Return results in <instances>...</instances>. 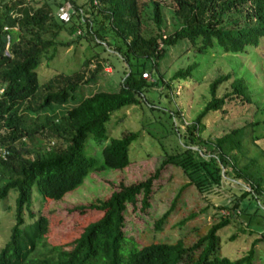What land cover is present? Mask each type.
<instances>
[{
  "label": "trees",
  "instance_id": "obj_1",
  "mask_svg": "<svg viewBox=\"0 0 264 264\" xmlns=\"http://www.w3.org/2000/svg\"><path fill=\"white\" fill-rule=\"evenodd\" d=\"M173 1L175 13L182 20L181 26L167 36L156 35L148 39L142 35L140 0H96L97 4L88 0L89 12L96 10L102 20L107 21L113 33L110 36L84 17V9L76 0H71L74 13L68 22L61 21L57 15L53 17L61 4L56 0L52 4L44 2L40 7L23 10L11 1L0 3V147L8 150L6 159L0 158V199H5L10 189L17 191L15 223L9 239L0 248V264H27L39 242L52 232V220L43 212L33 216L29 210L31 221L25 219L34 188L41 196L40 200H59L82 185L89 173L120 170L130 164V145L139 137V132L129 131L119 138L109 139L106 123L115 110L138 105L144 98V87L162 83L161 74L147 82L142 73L149 71L153 75L157 71L158 60L168 46L186 40L200 53H207L216 46L223 52L239 53L247 47H257L264 40V0ZM150 2L153 20L160 27L163 20L160 4L156 0ZM78 29L84 31L83 35H77L78 39L100 45L102 51L113 50L129 70L117 91H96L66 110L58 120L56 113L43 114L42 111L51 105H63L73 100L78 86L88 82L104 67V63L97 60L91 68L92 60L86 59L81 70L69 75H55L39 90L36 68L42 53L56 44L55 39L61 31L74 35ZM48 33L50 38L45 37ZM193 67L189 65L177 70L172 79L190 76ZM231 78V73L221 74L209 83L210 100L189 130L200 132L202 118L210 111L223 110L226 98L249 100L245 83L235 78L231 82L232 91L217 96L218 87ZM244 133L242 127L212 141L200 139L202 143L196 144L198 148L217 158L196 160L192 149L187 147L181 153L163 159L154 173L145 179L120 183L107 198L74 207L71 211L88 216V224L73 239L71 249L62 252L64 259L43 264H253V247L233 260L219 253L218 232L229 225L230 217L212 224L190 246L178 240L175 243H151L122 252L126 241L127 209L137 208L140 204L139 210L145 211L150 206L153 181L167 164L177 165L188 175L204 169L208 179L191 180L200 192L206 193L213 185H220L223 168L225 175L232 173L235 179H244L250 188L235 196L233 210L238 209L239 200H242L240 204L246 205L253 201L257 209L262 208L259 197L264 192V175L261 169L253 160L242 167L237 163L235 152L241 149ZM47 134L56 141L45 150L38 140ZM89 136L104 145L100 157L84 151ZM173 207L172 204L156 220V230L161 229Z\"/></svg>",
  "mask_w": 264,
  "mask_h": 264
},
{
  "label": "rangeland",
  "instance_id": "obj_2",
  "mask_svg": "<svg viewBox=\"0 0 264 264\" xmlns=\"http://www.w3.org/2000/svg\"><path fill=\"white\" fill-rule=\"evenodd\" d=\"M2 1H11L12 5L21 10L40 7L44 2L54 3V0H0V3ZM76 1L83 7L84 17L89 18L94 27L109 36L113 34L107 21L102 20L95 9L94 13L89 12L88 0ZM150 1L140 0L142 35L146 39L156 35L167 36L181 26L182 20L175 13V2L156 0L160 4L163 19L160 27H157ZM53 15L55 18L56 14ZM77 32L71 35L67 31H61L55 39L56 44L42 53L40 64L36 68L39 90L55 75H69L81 70L86 59L92 60L89 66L91 68L95 67L97 60H101L104 67L88 82L84 81L78 86L73 100L70 99L63 105H51L42 111L43 114L56 113L58 120L66 110L96 91H117L122 77L129 70L113 50L102 51L100 45L95 46L78 39ZM83 33L80 30V35ZM45 37L50 38L51 34L48 33ZM208 51L200 53L186 40L168 46L164 56L158 60L157 71L152 75L153 79H157L161 74L162 83L144 87V98L138 105L123 107L111 114L106 123L109 139L119 138L129 131L139 132V137L130 145V164L126 168L93 171L82 185L59 200H40L37 190H32L31 205L24 213L25 219L31 221L29 210L33 216L43 212L52 220V232L39 242L27 264L54 263L65 258L62 252L71 249L73 239L89 222L88 216L71 211L74 207L107 198L120 183L130 184L145 179L154 173L163 159L181 153L187 147L192 149L196 160L201 157L217 158L216 155L211 156L209 151L202 152L198 148L196 144L200 139L212 141L243 127L245 133L242 146L235 152L237 163L242 167L253 160L264 175V40L257 47H247L239 53L223 52L218 46ZM93 54L95 55L91 57ZM189 65L194 66L190 76L172 79L177 70ZM226 73H231L232 78L218 87L217 96L221 97L232 91L231 82L235 78L245 83L249 100L226 98L223 110L210 111L202 118L203 127L200 132L196 129L189 130L188 127L194 124L198 114L210 100L209 83ZM146 81L149 82L147 79ZM54 140L47 134L41 136L38 142L47 150ZM103 146L89 136L84 151L100 157ZM221 174L219 186L213 185L208 193L200 192L191 178L196 181L204 177L208 179L204 169L188 175L177 165L167 164L153 181L150 206L145 211L139 210L140 204L137 208L131 206L127 209L126 241L122 252L126 253L137 246L175 243L178 240L185 246H190L212 224L221 218L230 217L229 225L218 232L220 255L233 260L253 247V264H264V192L259 197L262 208L257 209L253 201L246 205L244 202L240 204L242 200H239L238 209L234 211L232 205L235 196L250 188L244 179H235L232 173L225 175L223 168ZM16 196L17 191L10 189L7 197L0 199V248L9 239L11 227L15 223ZM172 204L173 210L161 229L156 230V220Z\"/></svg>",
  "mask_w": 264,
  "mask_h": 264
},
{
  "label": "built area",
  "instance_id": "obj_3",
  "mask_svg": "<svg viewBox=\"0 0 264 264\" xmlns=\"http://www.w3.org/2000/svg\"><path fill=\"white\" fill-rule=\"evenodd\" d=\"M61 4L58 5L56 10V15L61 21L68 22L72 13H74V7L71 3V0H56ZM96 3V0H94ZM78 34H80V29H78ZM142 77L147 79L148 81H153L152 74L149 71H144L142 73ZM2 90H0L1 92ZM8 155V150L6 148L0 147V158L6 159Z\"/></svg>",
  "mask_w": 264,
  "mask_h": 264
}]
</instances>
